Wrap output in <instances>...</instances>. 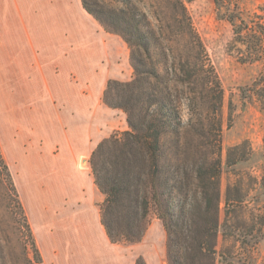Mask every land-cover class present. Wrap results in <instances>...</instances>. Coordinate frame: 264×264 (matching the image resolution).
<instances>
[{"label":"trees","instance_id":"obj_1","mask_svg":"<svg viewBox=\"0 0 264 264\" xmlns=\"http://www.w3.org/2000/svg\"><path fill=\"white\" fill-rule=\"evenodd\" d=\"M194 0H82L107 32L125 41L128 82L110 80L104 102L124 111L129 129L104 139L90 160L103 196L97 205L115 244L140 243L155 219L167 234L169 264H258L264 246V155L249 140L224 157L225 90L198 32ZM214 0L231 26L227 48L240 63L264 60V3ZM233 110V108H232ZM225 181V182H224ZM0 199L28 234L33 226L0 144ZM21 258L32 264L27 244ZM0 264L10 263L1 244ZM136 264H146L139 259Z\"/></svg>","mask_w":264,"mask_h":264},{"label":"rangeland","instance_id":"obj_2","mask_svg":"<svg viewBox=\"0 0 264 264\" xmlns=\"http://www.w3.org/2000/svg\"><path fill=\"white\" fill-rule=\"evenodd\" d=\"M189 8L225 90L224 157L230 146L249 140L260 163L264 60L240 63L229 53L232 29L216 20L214 0H194ZM132 75L125 41L88 14L82 0H0V144L42 256L38 263L28 234L0 199V239L11 264H24L26 244L32 264H44L40 245L50 242L57 208L97 206L103 200L92 174V153L104 139L129 129L126 113L108 106L104 92L110 80L128 82ZM155 233L140 243L151 250L164 247V264H169L166 231L160 239ZM138 244L118 245L130 254ZM52 258L47 255L48 264ZM140 258L146 263L143 256L136 261ZM258 264H264V246Z\"/></svg>","mask_w":264,"mask_h":264},{"label":"crops","instance_id":"obj_3","mask_svg":"<svg viewBox=\"0 0 264 264\" xmlns=\"http://www.w3.org/2000/svg\"><path fill=\"white\" fill-rule=\"evenodd\" d=\"M254 1L264 3V0ZM57 209L61 210L52 224L54 232L50 242L47 240L44 248L40 245L44 264H48L47 255L53 257L51 264H136V258L141 256L147 264H164V247L152 251L150 247L143 248L142 242L136 246V251L127 254L126 250L113 243L102 224L97 206L88 202L78 207L72 203ZM156 221V226H150L146 236L157 232L155 235L160 239L165 228L162 223L163 228L159 226V219Z\"/></svg>","mask_w":264,"mask_h":264}]
</instances>
